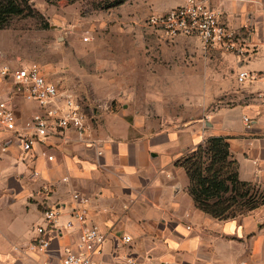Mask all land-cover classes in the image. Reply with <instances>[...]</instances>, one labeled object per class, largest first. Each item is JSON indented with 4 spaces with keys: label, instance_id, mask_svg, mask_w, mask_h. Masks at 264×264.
I'll return each mask as SVG.
<instances>
[{
    "label": "crops",
    "instance_id": "crops-1",
    "mask_svg": "<svg viewBox=\"0 0 264 264\" xmlns=\"http://www.w3.org/2000/svg\"><path fill=\"white\" fill-rule=\"evenodd\" d=\"M185 2L147 0L146 5L151 13H163ZM215 5L228 29L244 36L248 50L237 56L214 49L232 60L240 93L236 103L206 123L212 126L206 133L199 134L194 125L181 134L167 127L151 131L122 119L128 125L124 131L81 138L73 130L58 129L24 152L19 129L0 127V264H39L62 256L68 234L51 237L44 254L27 246L46 206L57 205L62 221L72 218V192L88 197V222L106 236V262L126 252L140 264H264V205L216 219L195 206L188 178L175 166L208 137L227 136L239 178L264 192V0H218ZM187 38L201 47L196 37ZM240 70L252 71L256 78L241 84ZM0 92L9 100L18 128L40 111L33 103L32 112L22 115L19 109L27 101L13 94L1 75ZM16 99L25 103L17 108ZM67 231L69 237L79 234L77 224ZM123 235L130 236L129 243L121 242Z\"/></svg>",
    "mask_w": 264,
    "mask_h": 264
},
{
    "label": "rangeland",
    "instance_id": "rangeland-1",
    "mask_svg": "<svg viewBox=\"0 0 264 264\" xmlns=\"http://www.w3.org/2000/svg\"><path fill=\"white\" fill-rule=\"evenodd\" d=\"M113 1L29 0V14L0 25V68L38 64L77 97L89 134L124 131L122 119L145 130L181 134L194 125L206 133L213 115L239 98L230 57L187 37L164 41L145 23L153 12L147 0ZM33 108L27 101L19 111ZM248 212L237 208L235 216Z\"/></svg>",
    "mask_w": 264,
    "mask_h": 264
},
{
    "label": "built area",
    "instance_id": "built-area-1",
    "mask_svg": "<svg viewBox=\"0 0 264 264\" xmlns=\"http://www.w3.org/2000/svg\"><path fill=\"white\" fill-rule=\"evenodd\" d=\"M216 1L186 0L166 12L150 14L145 23L167 39L196 37L203 49L221 48L237 56L245 55L248 44L244 36L223 23ZM0 75L10 81L13 94L40 109L18 128L12 106L0 92V127L9 131L19 129L24 152H29L35 142L43 141L54 130H73L81 138L88 133V120L77 97L48 79L38 64L31 62L15 68L3 66ZM255 78L252 71L240 70L237 73V81L241 84ZM48 159L51 160L52 156L49 155ZM71 198L75 203L71 210L72 218L62 221L57 205L46 206L42 210L43 222L34 226V236L27 247L32 252L44 254L50 247L51 237L70 235L67 230L75 224L79 234L76 238L67 235L69 241L62 256L44 259L39 264H140L136 257L126 252L120 254L116 261H104L102 245L106 236L97 224L88 222V197L72 192ZM120 240L126 244L131 238L123 235Z\"/></svg>",
    "mask_w": 264,
    "mask_h": 264
},
{
    "label": "trees",
    "instance_id": "trees-1",
    "mask_svg": "<svg viewBox=\"0 0 264 264\" xmlns=\"http://www.w3.org/2000/svg\"><path fill=\"white\" fill-rule=\"evenodd\" d=\"M28 1L0 0V25L11 17L29 14ZM46 1L53 4L59 0ZM124 1L114 0L109 6ZM228 139L210 136L175 161V166L181 167L188 178L187 190L195 206L216 219L234 217L237 208L248 212L264 205V195L255 193L250 183L239 178L238 163Z\"/></svg>",
    "mask_w": 264,
    "mask_h": 264
}]
</instances>
